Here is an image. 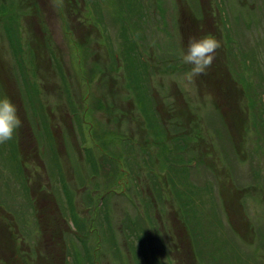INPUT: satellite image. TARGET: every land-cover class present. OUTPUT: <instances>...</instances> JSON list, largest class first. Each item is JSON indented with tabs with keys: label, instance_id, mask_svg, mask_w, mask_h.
<instances>
[{
	"label": "rangeland",
	"instance_id": "1",
	"mask_svg": "<svg viewBox=\"0 0 264 264\" xmlns=\"http://www.w3.org/2000/svg\"><path fill=\"white\" fill-rule=\"evenodd\" d=\"M3 96L0 264H264V0H0Z\"/></svg>",
	"mask_w": 264,
	"mask_h": 264
},
{
	"label": "clouds",
	"instance_id": "2",
	"mask_svg": "<svg viewBox=\"0 0 264 264\" xmlns=\"http://www.w3.org/2000/svg\"><path fill=\"white\" fill-rule=\"evenodd\" d=\"M220 47V41L212 35L191 37L186 51L180 56L184 64L190 65V70L184 73V78L192 83L196 78L206 74ZM22 124L15 104L7 96L0 97V144L12 140Z\"/></svg>",
	"mask_w": 264,
	"mask_h": 264
},
{
	"label": "flooded vegetation",
	"instance_id": "3",
	"mask_svg": "<svg viewBox=\"0 0 264 264\" xmlns=\"http://www.w3.org/2000/svg\"><path fill=\"white\" fill-rule=\"evenodd\" d=\"M137 144H139V145H142L141 143H138V142H136ZM184 146L186 147V149L188 150V148H187V146H186V144L184 143ZM147 150L146 152H144L146 155H148L149 156V152H150V148L148 147V146H146V148H143L142 147V150ZM208 149V148H207ZM207 149L205 150V151H202V153H203V157H205V156H208L209 155V153L207 152ZM189 153L191 154V150H189ZM198 153H196L195 155H197ZM163 156H166V155H163ZM151 158H152V156H151ZM141 159V158H140ZM141 160H146V161H150L148 158H145V159H141ZM197 160V159H196ZM202 161H204L206 164H207V162H208V164H211L209 161H207V160H205V159H203ZM138 163H139V161H138ZM137 163V164H138ZM151 163V166H152V169L154 170L155 169V164L156 163H153L152 164V161L150 162ZM139 165V164H138ZM207 167V166H206ZM168 178H171V176L169 175V173H167L166 175L165 174H160V175H155V174H151L150 176H149V183H150V185L151 186H154V185H156V186H162L163 185V183H165L166 182V180L165 179H167L168 180ZM146 181H147V179L146 178H144L143 180H142V182H139V180L138 179H136L135 180V185H137V187H138V189L140 190H142V192L143 193H147V195H148V197H149V199L151 200V197H152V192H150L148 189H147V187H146V185L145 184H142L143 182H145L146 183ZM142 184V185H141ZM178 213H179V211H178ZM183 221V216L182 217H180L179 218V225L182 223V221ZM56 240H58V239H56ZM11 259V261L13 262V261H17V257H14V258H10ZM178 264H180V261H179V258H177V261H176Z\"/></svg>",
	"mask_w": 264,
	"mask_h": 264
},
{
	"label": "trees",
	"instance_id": "4",
	"mask_svg": "<svg viewBox=\"0 0 264 264\" xmlns=\"http://www.w3.org/2000/svg\"><path fill=\"white\" fill-rule=\"evenodd\" d=\"M199 160H201V159H197L196 161H199ZM199 162H200V161H199ZM202 163H203V166H204V167L207 166V164H206L204 161H203ZM207 163H208V162H207ZM199 164H200V163H199ZM209 166H210V170H211V169H212V165L209 164ZM210 170H209V171H210ZM206 177H208V175H207ZM190 226H191V225H190Z\"/></svg>",
	"mask_w": 264,
	"mask_h": 264
},
{
	"label": "bare ground",
	"instance_id": "5",
	"mask_svg": "<svg viewBox=\"0 0 264 264\" xmlns=\"http://www.w3.org/2000/svg\"><path fill=\"white\" fill-rule=\"evenodd\" d=\"M170 229H171V227L168 229L169 230V232H170ZM181 246V245H180ZM182 248H183V246H181ZM182 250V249H181Z\"/></svg>",
	"mask_w": 264,
	"mask_h": 264
}]
</instances>
